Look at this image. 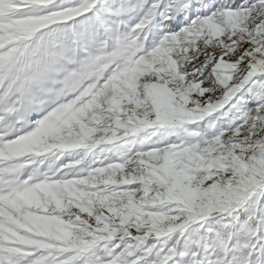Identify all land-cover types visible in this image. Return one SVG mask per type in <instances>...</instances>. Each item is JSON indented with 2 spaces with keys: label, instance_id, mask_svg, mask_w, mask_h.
<instances>
[{
  "label": "snow or ice",
  "instance_id": "1",
  "mask_svg": "<svg viewBox=\"0 0 264 264\" xmlns=\"http://www.w3.org/2000/svg\"><path fill=\"white\" fill-rule=\"evenodd\" d=\"M0 264H264V0H0Z\"/></svg>",
  "mask_w": 264,
  "mask_h": 264
}]
</instances>
